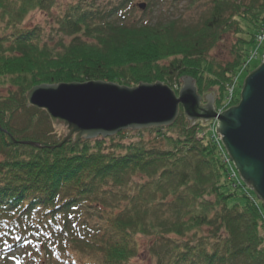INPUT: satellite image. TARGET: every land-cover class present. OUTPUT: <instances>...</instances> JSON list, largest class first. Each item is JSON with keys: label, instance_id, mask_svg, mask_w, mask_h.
<instances>
[{"label": "trees", "instance_id": "1", "mask_svg": "<svg viewBox=\"0 0 264 264\" xmlns=\"http://www.w3.org/2000/svg\"><path fill=\"white\" fill-rule=\"evenodd\" d=\"M143 1L153 21L137 19L136 0H74L55 26L28 27L59 0H0V86L15 90L0 100V264H131L136 237L149 238L154 264H264L256 195L233 184L222 145L182 109L170 127L56 149L68 130L57 135L45 111L17 121L41 85L174 87L191 77L201 97L219 90L218 106L254 48L264 0ZM226 36L232 60L210 62Z\"/></svg>", "mask_w": 264, "mask_h": 264}, {"label": "water", "instance_id": "2", "mask_svg": "<svg viewBox=\"0 0 264 264\" xmlns=\"http://www.w3.org/2000/svg\"><path fill=\"white\" fill-rule=\"evenodd\" d=\"M137 7L145 11L147 5ZM26 100L29 106L45 111L54 125L68 130L62 143L51 149L61 148L73 137L78 142L123 131L170 127L180 109L192 123L217 120L216 133L228 156L244 184L264 204V57L260 67L246 77L239 104L221 114L216 112L212 97L206 98L202 107L203 98L190 77L183 78L178 96L160 82L133 88L88 82L34 87ZM19 143L43 148L33 142Z\"/></svg>", "mask_w": 264, "mask_h": 264}, {"label": "rangeland", "instance_id": "3", "mask_svg": "<svg viewBox=\"0 0 264 264\" xmlns=\"http://www.w3.org/2000/svg\"><path fill=\"white\" fill-rule=\"evenodd\" d=\"M68 1L70 2V1H74V0H59V4L62 5V7L59 9L53 7V10L50 11V9L46 8L47 11H43V12L36 11L35 13H32L30 15V17L27 18L25 26H28V27H33V26H37V25L45 26V27L50 26V25L55 26L57 18L59 17L60 11L64 10ZM141 3H145V2L143 0H136L135 5H138ZM12 7H14V5ZM137 9L139 11L136 14V17L138 20H140L142 22L153 21V18L150 15L145 16L142 13V12H145L146 10L141 11L138 7H137ZM189 15L190 14H187L186 17H188ZM195 19H197V18H195ZM263 30H264V23L262 25V28L260 29V32L257 35L254 48H253L252 52L249 54V57L247 58L246 62L236 72L233 80L225 85V87H224V92H225L224 94L225 95H224L223 101H221V103L218 106L215 105L216 98H218V96H219V90L217 88L210 90L208 92V94H206L205 97H202L203 102L208 97L213 98L215 110L218 114H221L222 112H225L228 109L234 107V102L236 101V98L238 97V95L239 96L241 95V91H242L243 84H244L246 77L248 75H250L252 72H254L255 70H257L260 67V65L262 64L263 57H264V43L263 44L260 43L258 36ZM234 40H235L234 36H226L225 38H223L220 41V43L210 53V57H209L210 62L213 61L217 65H221V66H224L226 63L230 62L233 58L232 51H233V46H234ZM182 86H183V82L181 83L180 86L175 85L174 87H170V86L169 87L178 96ZM10 89L12 91H15L9 85L0 86V100L7 98V96L9 95ZM206 104H207L206 101H205V103H202V107L205 106ZM29 108H31V106H29V104H27V106L22 111L17 113L16 117H17L18 122L21 123L27 119V114L31 111V109H29ZM197 122H200V123H203L204 125H206L208 132L211 134L213 139L214 140L217 139L216 143L217 144L221 143V145H223L222 141H221V137L216 133V128L218 126L217 120H210V121L198 120L194 123L191 122L192 123L191 125H195ZM56 127L57 128L54 127L55 133H57V135H59L61 138L65 137L66 135H65V132L63 129L65 127L60 126V125L56 126ZM130 137L134 141L140 139V135L138 133H133L130 135ZM142 137H143L144 142H149V143L154 138V137H149L148 135H145V134L142 135ZM219 147H221L220 144H219ZM222 147L225 150L224 146H222ZM225 155H226V150H225ZM226 157L228 158L229 156H226ZM229 159H230V157H229ZM227 165L229 167V179L234 182L233 184L240 188L241 183H243V185L245 186L244 188H245L246 192L249 191V192L255 194V192L252 189H250L248 186H246L244 184V182L242 181V179H241L238 171L236 170L231 159H230V164H227ZM256 197L257 198H252V196H249V199L251 202H253L255 204L256 207H258L260 209V211L263 209L262 210L263 213L261 212V215H262V219L264 222V204L258 198L257 195H256ZM135 240H136L137 246H138L137 247L138 255H137L136 259L132 261L131 264H154L153 260H151L150 256L148 255V252H147V247H148L149 242H150L149 238L136 237Z\"/></svg>", "mask_w": 264, "mask_h": 264}, {"label": "built area", "instance_id": "4", "mask_svg": "<svg viewBox=\"0 0 264 264\" xmlns=\"http://www.w3.org/2000/svg\"><path fill=\"white\" fill-rule=\"evenodd\" d=\"M258 37H259L260 43L263 44V43H264V30L259 34ZM216 142H217V139H216ZM218 144H221V143H218ZM226 156H227V155H226ZM226 156H225V161H226L227 164H230V159H229V157L227 158ZM232 171H233V170H232ZM232 178H233V177H232ZM239 182H240V181H239Z\"/></svg>", "mask_w": 264, "mask_h": 264}, {"label": "bare ground", "instance_id": "5", "mask_svg": "<svg viewBox=\"0 0 264 264\" xmlns=\"http://www.w3.org/2000/svg\"><path fill=\"white\" fill-rule=\"evenodd\" d=\"M223 146V145H222ZM226 155L228 156L227 152H226Z\"/></svg>", "mask_w": 264, "mask_h": 264}]
</instances>
